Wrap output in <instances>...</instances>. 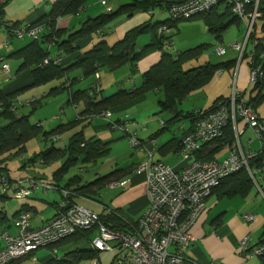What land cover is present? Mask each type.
<instances>
[{
	"label": "crops",
	"instance_id": "0c3cea01",
	"mask_svg": "<svg viewBox=\"0 0 264 264\" xmlns=\"http://www.w3.org/2000/svg\"><path fill=\"white\" fill-rule=\"evenodd\" d=\"M56 1L57 0H9L3 8L2 16L4 21H6V23L14 28H36L40 26L43 27L40 35V40L38 41L40 48L43 51L49 53L50 57L48 58L53 61H59L58 66L60 67V70H66L67 68L72 66L77 58L91 50L97 42L104 40L109 46H111L117 41L123 39L125 34L136 26L148 21L152 22L151 17L154 15L153 14L152 16H149L146 13H137L129 19H125L123 17L119 18V20L116 21L114 25L111 24V30L109 31L107 36L100 37L99 35H94L93 37L83 39L81 42H79L80 45L78 47V51L68 56L61 55V52H58V50L54 48V44H50L49 39L46 38V36L48 35L46 34L47 31L45 30V25L51 12L52 6ZM99 1H101V3H99ZM102 1L104 0H88L83 9H81L77 15L57 20L55 25L56 28L66 29L69 33H72L73 31H76L80 27L81 23H83L88 18H95L101 14H105L107 12L106 5L110 7L111 10H113L115 8H118L120 5L122 6L129 3L128 0H124L126 1L125 3L121 2L120 0H107L106 5H103ZM116 2L117 4H115ZM75 17H77V19H75ZM15 38L16 37L9 34L4 29H0V42L4 41L0 44V66L2 64H6L8 66V73H0V93L4 96L15 94L13 101H18L19 99L17 97L20 92L35 87L44 88L49 83L55 81L54 85L45 94V97H56L64 90H68L69 96L65 105H70L74 111V119L72 121H66V119H61L58 114L55 115L53 117L54 122H58L59 120L60 122L54 128H50L49 130H47L44 128L41 121H38L35 124H31L29 115H18L17 105H15L16 109L15 111H13V116L15 118L26 117L30 125H34L40 130L39 133L36 134V136L26 142L24 149L25 152L23 153V155L26 154L28 150V142L32 139L39 138L43 143L50 142V144L52 145V143L59 140L63 141L64 138H66L63 141L62 147H54L52 145V147L56 149L63 150L69 145V141L72 139V137L77 134L82 135V139L84 140V142L93 139L96 141H100V143L102 144H107L109 152L107 156L95 161L94 163H81V160L79 159L74 166L78 165L79 163L83 166L96 164L100 160L109 157L113 151L116 154L114 155L115 161L110 166L111 168L107 173L98 174L96 172L93 178L94 180L88 181L84 180V178L83 181L80 175L67 176L69 170L72 167L69 168L67 172L62 176L55 175V172L59 170L65 158L58 161H51V163H49L48 165L43 164L45 168H40L38 170L35 169L31 174H26L24 173V171H21L15 178L13 177V173H11L8 169L11 184L7 186V191H5L4 194L0 193V216H2L0 217V234H2L3 232H7L10 235L15 234V229L12 226V221L19 214L25 212L31 214V229H37L47 224L59 214V206L63 201V193L68 194V191L52 190L51 192L59 194V200L57 201L54 197L50 196L52 202H45L48 206L43 205V203L40 206H37L35 202L38 201L33 198V195H36L39 192V189H41L43 192H47L42 188L37 187L35 189H32L31 195L28 198H25V200L20 201V203L15 204L9 202L11 199H14L13 195L17 188H29L28 184L22 182L24 179H30L42 183L46 182L48 184L56 183L60 188H65L68 184V188L65 189L75 191L83 185L92 183L93 181L103 176L118 171V173L112 177V180L105 186H101L99 187V189L93 187V189H91V192L93 193H89V195L85 197H74L73 200L79 206H81L82 202L97 204L98 207H100L98 212L88 208V210H92V212L97 215H105L106 213L110 212V210H113L117 211L119 215L130 219L133 222H137L148 206V200L146 197L145 175L143 173H137L136 171L137 167L141 163L145 162L147 153L140 150H131L129 149L130 147L128 148L129 145L127 143V140L129 134L135 135L140 142L145 144V147L149 151H152L153 160L162 162L163 164L179 172L185 166V163L182 161L179 155V143L191 128L194 120V117H192L193 114L197 115L199 113H203L204 111H207L210 107H212L215 101H217L218 99H226L228 97H226L227 90L218 89L215 90L214 94H212L213 100H211L212 102H210L211 106L207 107V104L209 103V98H207V100L203 99L201 107L193 104L191 105L193 106L191 110H186L183 108V103L186 100L189 101L197 97L193 94V91L192 93L187 95L180 104H175V108L173 110H167L165 108H162L160 104V102H163L165 99L164 90L160 88L152 89L150 91L139 94V96H136L129 102H124L115 106L114 108L107 109V111H110L111 113L110 117L108 118L109 122L117 125H123L127 130V132L125 133H113L114 131H111L107 122L104 123L102 121H99L100 123H97L96 121H92L94 120L93 116L84 114L85 102L83 100H77V102L74 103L72 97L77 93L86 92L94 85L98 86V99L100 100L111 97L120 90L134 91L140 88L143 85L144 81L143 75L160 61V52H156L142 58L135 68H132L129 65H124L129 72V76L127 78H124L125 82H127V84L125 85H123V81H116V83L112 84V80L111 78H109V76L111 75H102L99 70L97 71L99 79H96L95 75L84 76L81 69L71 68L68 69L66 73L60 77H55L51 81L42 85L33 86V79L30 71L19 70L22 60H18L15 57L16 53L30 46L33 43V40L24 37L23 39H17V41H15ZM138 40H140L141 43L140 45H138V49L140 50L143 47L151 44L152 36L151 38L149 36H144L142 38H139ZM147 42L149 43L145 45V43ZM2 44L3 48H1ZM174 47L177 48V45L172 42V46L169 49L170 55L172 56H176L181 52L180 50H178L177 52H173V49H175ZM173 58L176 59L175 57ZM199 59V57H194L191 59L189 58V60L183 62L182 70L188 71L202 67L206 64H210L206 63L204 65L196 66L195 68L190 67L188 69H184L185 64L191 61H199ZM232 60L235 59H230L227 61ZM235 68L237 69V66ZM105 69L113 72L118 70L119 68L111 70L108 68ZM234 69L232 68L222 71L219 70L217 73L219 77H223L224 73L226 72L228 76H230V78H233ZM239 70V68L236 70L234 78V83L236 85L235 91L240 94L246 102H249V98L253 97L254 94H251V86L249 85V82H247L246 70L242 72H240ZM121 74L122 76L125 75V71ZM120 77L121 76L117 75L116 79H119ZM87 79H89V82H87ZM211 80L208 82V84L211 82ZM85 81L87 82L86 86L82 85V83H85ZM245 81L247 83H245ZM223 83L228 86L229 90V77H227V79H225ZM232 84L233 82H231V85ZM244 92L248 93L247 99ZM150 93H153L157 97V99L155 97L153 98L151 95L149 96ZM38 99H35V104H30V100L25 103L21 102L20 106H32V110L34 111L36 108L41 106V101ZM225 103L226 102H224V104ZM59 109L61 115L65 116V114H67L68 117L69 115L72 116V113H65L68 109H64L63 107H59ZM131 112H133V114H131ZM157 115L159 116V120H156L154 118ZM0 118L5 121L3 125L0 122L1 129L8 124V120L5 118V116L1 115V110ZM65 118L67 117L65 116ZM97 119L100 120L102 118ZM79 124L82 126V129L80 130L79 128H77ZM237 128L240 132L239 144L243 153L245 155H248L250 153L256 152L259 149V143L254 139L252 132L241 123L237 125ZM247 131L250 132V136L242 142V137ZM52 132L53 135H55L54 133L57 134V137L53 140H51L50 137L47 138L49 135L52 136V134H50ZM62 133L65 134L62 135ZM231 134L233 139L232 142L230 144H224L217 153L213 154L211 160L221 161L222 159L219 160L217 159V157L222 153V151H225L227 152L226 154H228L230 149L235 148L236 139L232 128ZM255 144L256 146H254ZM214 146L216 147V145ZM41 152L43 151L36 152L33 154V156ZM6 167H9L8 163L6 164ZM252 168L259 169V167ZM112 181H117L118 186L116 188L110 189L108 185ZM257 183L261 191H264V173H262V178H257ZM100 189L106 190V194H108L106 198H103V202L93 198L97 195V192ZM41 194L42 198L44 197V195H48L45 193ZM2 196H4L5 198ZM8 206H10L8 209L9 213L6 211V207ZM245 215H253L254 220L251 223H246L243 219ZM189 233L193 237V241L185 251V255L187 258L193 261L194 264H264V257H252L249 252L242 253L239 250L240 241L247 235L250 237V243L248 245L249 249L257 245H264V195L259 192L258 188L253 183L252 187L247 191V193L242 196H239L237 194L222 196L216 192L212 193L206 201L204 212L190 228ZM74 245L76 244H69L62 247L61 249L63 251H68L70 248L72 249V246ZM2 246L3 241L0 239V247ZM57 251L58 249H53L51 251V255L56 254ZM32 255L33 253L30 254L29 257L21 259L20 263L24 261L27 262L29 260L38 262V260L35 259ZM45 258L41 259L39 264H41V262Z\"/></svg>",
	"mask_w": 264,
	"mask_h": 264
},
{
	"label": "trees",
	"instance_id": "16d2710c",
	"mask_svg": "<svg viewBox=\"0 0 264 264\" xmlns=\"http://www.w3.org/2000/svg\"><path fill=\"white\" fill-rule=\"evenodd\" d=\"M180 1L181 0H130L129 3L122 6L120 5L118 8L110 10L105 14H101L95 18H88L81 23L76 31L69 33L66 29L56 28V21L77 15L88 0H57L52 6L45 25V30L47 31L46 34L48 36H46V38L49 39V43L54 44V48H56L58 52H61V55L69 56L76 53L80 45L79 42L83 39L93 37L94 35H99L100 37L107 36V33L111 30L110 26L114 25L119 18L123 17L129 19L137 13H146L152 16L156 10L166 11L169 17L161 22L156 21L152 23L148 21L143 23L128 31L123 39L111 46L104 40L97 42L91 50L77 58L75 63L66 70H60V67L54 65L52 62L46 66L43 65V61L50 57L49 53L40 48L38 42L40 38L38 40H33L30 46L15 54L18 60H22L19 70H29L33 79L32 85L39 86L51 81L55 77L64 75L66 71L71 68L81 69L84 76L95 75L100 68H108L111 70L120 68L124 65L135 68L142 58L162 51L163 54H161L160 61L143 75L144 81L140 88L134 91L120 90L113 96L101 100L98 99L99 92L94 88H90L86 92L75 94L72 100L74 103L77 102V100H83L85 102L84 114L96 116L121 103L129 102L141 93L160 88L163 89L165 93L164 101L160 102L162 108L173 110L175 104H180L187 95L207 85L219 70L234 69L237 64L236 60H232L216 65L206 64L188 71L182 70L183 62L189 60V58L198 57V54L204 47L198 46L180 52L176 56L170 55L169 49L173 42L172 34L177 32V22L201 18L206 26H208L209 32L213 33L216 38H220L223 31L231 24L241 23L239 17L232 12V4L226 1H220L212 9L201 12L190 18L173 20L169 13V7ZM253 4L252 1V5L249 4L247 6V11L253 9ZM258 11L261 13L260 19L262 21H255L240 60L241 63L246 57L249 58L248 65L250 72L255 68H259L261 72L255 83L250 84L249 82L251 94H254V96L249 98V102L245 101L246 104L251 106L254 110L256 105L264 98V0H259ZM161 28H165L170 32H160ZM143 34H151L152 42L139 50L137 47V40L139 36ZM166 47L169 49L165 50L164 48ZM248 47H250L249 52H247ZM14 96L15 94L4 96L0 93L1 115H4L8 120V124L0 129V179L6 181L5 184L0 186V189L2 188L5 191H7V186L11 184L6 164L12 158L21 157L25 152L26 142L36 136L40 131L36 126L30 125L26 117L15 118L13 116L10 107L13 105L15 106V104L12 103ZM228 101L229 98H220L215 101L214 105L207 111L197 115L193 114L192 117L196 119L204 114H208L221 105V103L224 104V102ZM53 132L50 134L53 135ZM50 136L51 135L47 137L46 135L47 138ZM232 140L231 127L228 126V128L224 130L223 136L213 144L205 145L196 155V158L203 161L211 160L213 154L217 153L224 144H230ZM214 145H216V147ZM108 152L107 144H102L100 141L93 139L84 142L82 135L77 134L72 137L69 141V145L65 149L60 150L51 146V148L34 155L25 165L34 164L37 163V161H42V165H48L51 161H58L65 158L59 170L55 172V175L62 176L69 168L73 167L79 159L81 163H94L107 156ZM262 163H264V152L257 154L255 158L249 160V165L251 167H261ZM25 165H23V167H25ZM117 173L118 171L112 172L92 183L79 187L75 191L65 189L68 188V184L65 188H60L56 183H50V185L56 191H68L65 202L67 206H73L77 205L73 200L74 197L88 196L89 193H93L91 192L93 187L99 189V187L105 186ZM251 187V180L247 173L242 170L223 179L212 193L216 192L222 196L233 194L242 196L245 195ZM17 190L18 188L15 191ZM97 216L99 223L110 230L126 231L130 225L136 223L119 215L117 211L113 210H110V212L105 215ZM96 230L97 226L93 227L91 230L79 231L75 235L63 239L58 244L51 246L49 249L52 251L53 249H59L69 244H76L72 246V249L70 248L68 251H64V258H58L56 254H52L45 258L41 264H76L83 260H91L96 256V253L86 245H88L89 240L91 241L90 237L95 234ZM76 246L83 247L78 248ZM19 263L20 260L10 264Z\"/></svg>",
	"mask_w": 264,
	"mask_h": 264
},
{
	"label": "built area",
	"instance_id": "2783aa9c",
	"mask_svg": "<svg viewBox=\"0 0 264 264\" xmlns=\"http://www.w3.org/2000/svg\"><path fill=\"white\" fill-rule=\"evenodd\" d=\"M8 1L0 0V29H4L18 39L27 37L38 40L43 27L14 28L4 21L2 11ZM220 1L231 3L232 12L246 25L243 42L235 43L232 47L240 53V63L254 23L261 17L258 11L259 0H181L169 7V13L173 20L187 19L188 14L195 16L206 12ZM252 1L253 9L247 11V6L252 5ZM106 3L107 0L102 1L103 5ZM106 10L109 12L111 9L106 5ZM160 32L170 31L161 28ZM215 53L222 56L225 50L218 48ZM51 62L59 65L58 60L51 61L50 58L45 59L42 64L46 66ZM0 73H8L6 64L0 66ZM260 73L259 68L250 72V84L256 82ZM95 77L99 79L97 73ZM92 88L99 91L97 85ZM31 102L34 103L35 100L29 103ZM15 109L14 105L10 107L11 112ZM110 115V111H105L93 118L106 120L111 130L127 132L125 126L109 122ZM239 123L247 127L259 143L257 153L248 155L243 153L239 144L240 132L237 128ZM228 126L234 132L235 148L230 149L228 155L221 161L198 160L196 155L203 147L221 138ZM56 137L55 134L50 136V139L53 140ZM128 142L132 149L147 153L145 162L141 163L136 171L145 175L148 206L134 225H130L126 231L110 230L99 223L98 216L94 212L79 205L67 206L65 202L67 193H63L59 214L47 224L31 229V214L21 213L12 221L15 234L10 235L7 232L0 234V239L3 241V246L0 247V264H10L29 257L38 249L54 246L79 231L91 230L95 226H97V237L89 243V247L96 253V256L91 259V264H194L185 255V251L193 241L189 230L204 212L207 199L222 180L245 170L250 180L262 193L257 178H262L264 163L259 169H253L249 165V160L264 152V119H261L252 107L246 104L243 97L235 92L232 93L228 102L193 120L190 131L180 142L179 155L185 166L179 172L162 162L153 160L152 151H149L135 135L129 134ZM37 163L42 164V161H37ZM22 182L28 184L29 188H20L15 191V199L28 198L31 190L37 187L44 191L54 190L46 182H36L30 179H24ZM5 183L4 179H0V186ZM108 186L110 189L116 188L118 182L112 181ZM4 192L5 190L1 188L0 193ZM243 219L246 223H251L254 216L245 215ZM249 243L250 237L247 235L240 241L239 250L242 253L249 252L252 257H264V245L249 249Z\"/></svg>",
	"mask_w": 264,
	"mask_h": 264
},
{
	"label": "rangeland",
	"instance_id": "374dc122",
	"mask_svg": "<svg viewBox=\"0 0 264 264\" xmlns=\"http://www.w3.org/2000/svg\"><path fill=\"white\" fill-rule=\"evenodd\" d=\"M120 1L123 3L126 2L124 0H120ZM128 1H130V0H128ZM136 1H145V0H136ZM99 3H101V1H99ZM115 4H117V2ZM168 17L169 16H168L166 11L156 10L154 12V15L151 17L152 23H155L156 21L166 20ZM260 18H258L257 21H260L261 20ZM75 19H77V17H75ZM240 22L241 23L231 24L225 31H223L220 38H216L213 33L209 32L208 26H206L205 22L201 18H193V19H189L188 21H179L176 24L177 25V28H176L177 32L172 34V40H173L174 44L177 45V48L174 47L175 49H173V52H177L178 50L183 52L185 50L192 49V48H195L197 46H203L204 48L198 54V57L200 58L199 61L188 62L187 64L184 65V69H188L190 67L195 68L196 66L204 65L206 63L217 64V63L224 62V61H227L230 59H235L236 63H237V65H236L237 69L239 68L240 72L246 70L247 82H249V75H250V70H249L250 68L248 65L249 58L246 57L245 59H243L241 61V63H239L240 53L232 49V47L235 43H242L244 40L243 37H244V33L246 31V25L242 21H240ZM140 25H138V26H140ZM144 36H149L151 38V34H143V35L139 36V38H142ZM17 39L18 38H15V41H17ZM3 42L4 41H1L0 44ZM148 43L149 42L145 43V45H147ZM140 44H141L140 40H137V47ZM142 46H144V45H142ZM1 48H3V44L1 46ZM218 48H224L226 54L224 56L217 55L215 53V51ZM247 50H248L247 52H249L250 47H248ZM160 54H163V52L161 51ZM237 69L235 68L233 71L234 72L233 78H230V76H228V74L226 72L224 73L223 77H219L218 73H216V75L213 77V79L211 80V82L208 85H206L204 88L198 89V90L193 92V94L196 95L198 98L196 97V98L191 99L189 101L186 100L183 103V108L186 110H191L193 108V106H191V105H193V104L201 107V105L203 103V99L207 100V98H209V103L207 104V107L211 106L210 102H212L211 100H213L212 94H214L215 90H218V89L219 90L220 89L227 90L226 97L228 96L227 98H230L232 96V93L234 92V90H236L234 78H235V73H236ZM124 71H125V75L122 76L121 73H123ZM99 72L102 75H111V76H109V78H111L112 84L116 83V81L117 82L123 81V85L127 84V82H125V80H124V78H127L129 76V72H128V69L126 68V66L120 67L118 70L113 71V72L108 71L105 68H101V69H99ZM117 75L121 76V77L119 79H116ZM227 77H229V80H230L229 90H228V86L223 83V81L225 79H227ZM139 81H140V79H139ZM87 82H89V79H87ZM87 82L85 81V83H82V85L86 86ZM231 82H233L232 85H231ZM247 82L245 81V83H247ZM54 83H55V81L49 83L44 88L35 87V88L27 89L23 92H20L18 97H17L19 100L18 101L17 100L12 101V103L17 105V114L18 115H29V120H30L31 124H35L38 121H41L42 125L47 130H49L50 128H54L60 122V120L58 122L57 121L54 122V120H53V117L57 114L59 115V117H61V119H64V120L66 119V121H72L74 119V111L70 105L69 106L65 105V103L68 99V96H69L68 90H64L61 94L57 95L56 97H51V96L45 97V94L54 85ZM244 94L246 95V99H247L248 93L244 92ZM150 95L153 98L155 97L157 99V97L153 93H150L149 96ZM35 99H38L41 101V106L36 108L34 111L32 110V106H20L21 102L25 103V102H28L30 100H35ZM35 102L34 103L31 102L30 104H35ZM59 107H63L64 109H68L65 113H72V116L69 115V117H68V115L65 114V116L67 117V118H65V116L61 115V113L59 112L60 111ZM32 111H33V113H32ZM255 111L261 116L260 117L261 119H264V98H262L260 103L258 105H256ZM133 112H138V111H133ZM133 112H131V114H133ZM12 113H14V112H12ZM154 118L156 120H159L158 115L155 116ZM92 121H96L97 123L99 121H102L104 123L107 122L106 120H102V119L99 120L97 118H94V120H92ZM0 122L2 125L5 123V121L2 120L1 118H0ZM77 128H79V130H80V129H82V126L79 124ZM111 131H114L113 133H120L119 130H111ZM64 134L65 133H62V135H64ZM249 136H250V132L247 131L245 133V135L242 137V142L246 138H248ZM64 137H66V136H64ZM65 139L66 138H64V140ZM126 140H127V137H126ZM63 141H60V140L56 141V142L52 143V145L54 147H62ZM127 143L129 145L128 140H127ZM52 145L50 144V142L43 143L39 138L32 139L31 141H29L28 142V150H27L26 154H24L22 157L12 158L10 161H8V165H9L8 169L11 173H13V177L14 178L17 177L18 173L21 171H24V173H26V174H31L35 169L38 170L40 168H45V166H43L42 164L40 165L38 163H34V164L25 165V163L29 162V160L33 157L34 153L44 151L47 148L51 147ZM254 146H256V144ZM129 147H130V145L128 146V148ZM129 149L134 150V151L137 150V149H132L131 147ZM121 150H122V147H121ZM226 153L227 152L222 151V153L217 157V159H219V160L223 159L226 155H228ZM115 154L116 153L113 151L109 157H106V158L100 160L96 164H89V165L83 166L82 164L79 163L78 165L72 167L69 170V173L67 174V176L80 175L82 177V180H83V178L86 181L94 180L93 178H94L96 172L98 174H103V173H107L109 171V169L111 168L110 166L115 161V158H114ZM23 165H25V167H23ZM18 189H20V188H18ZM41 193H45L48 195H44V197L42 198ZM52 193L53 192H51V191L43 192L41 189H39V192L36 195H33L34 196L33 198L36 201H38V202H35L37 204V206H40L42 203H43V205L48 206V205H46L45 202L46 201L49 203L52 202V199L50 196L54 197L55 200L58 201L60 198L59 194H56V193L52 194ZM107 196H108V194H106V190L100 189L97 192V195L94 196L93 198L98 200V201L103 202L102 201L103 198H106ZM13 198H14V195H13ZM23 200H25V199H15L14 198V199H11L9 202L17 204ZM81 206L85 207L87 209L89 208V209L95 210L96 212H98V210L100 208V207H98L97 204H92V203H88V202H82ZM9 207L10 206L6 207L7 212H8ZM25 213H27V212H25ZM95 237H97V232H95V234L92 235L90 237V239L93 240ZM89 241H88V245H86L88 247L90 246ZM76 247L82 248L83 246H76ZM49 248L38 249V251H35L33 253L32 256H34V258L37 259L38 262H33L32 260H29L27 262L24 261V262H21L19 264H39L41 259L51 255L52 252ZM61 248L62 247H60L58 249V251L56 252V256L58 258H64V253H63L64 251ZM54 250H57V249H54ZM76 264H91V260H83V261L78 262Z\"/></svg>",
	"mask_w": 264,
	"mask_h": 264
},
{
	"label": "clouds",
	"instance_id": "9594fccd",
	"mask_svg": "<svg viewBox=\"0 0 264 264\" xmlns=\"http://www.w3.org/2000/svg\"><path fill=\"white\" fill-rule=\"evenodd\" d=\"M234 92L237 93L235 90H234ZM238 95H240V94H238ZM241 97H242V96H241ZM243 99H244V98H243ZM244 101H245V100H244ZM250 107H251V106H250ZM252 109H253V108H252ZM253 110H254V109H253ZM254 112L257 114V112H256L255 110H254ZM257 115H258V114H257ZM258 116H259V115H258ZM259 117H260V116H259ZM258 151H259V149H258L256 152H253V153H257ZM40 165H41V164H40ZM241 171H242V170H241ZM244 171H245V170H244ZM239 172H240V171H239ZM245 172H246V171H245ZM246 173H247V172H246ZM247 175H248V174H247ZM248 177H249V176H248ZM249 179H250V178H249ZM251 182H252V181H251ZM252 183H253V182H252ZM258 186H259V185H258ZM262 193H264V191H262ZM59 211H60V209H59ZM91 241H92V240H91ZM91 241H90V242H91ZM257 246H259V245H257ZM34 252H35V251H34ZM34 252H33V253H34ZM31 254H32V253H31ZM20 260H21V259H20ZM17 261H18V260H17Z\"/></svg>",
	"mask_w": 264,
	"mask_h": 264
},
{
	"label": "bare ground",
	"instance_id": "6f19581e",
	"mask_svg": "<svg viewBox=\"0 0 264 264\" xmlns=\"http://www.w3.org/2000/svg\"><path fill=\"white\" fill-rule=\"evenodd\" d=\"M187 17H188V18H189V17H192V15H191V14H188Z\"/></svg>",
	"mask_w": 264,
	"mask_h": 264
}]
</instances>
